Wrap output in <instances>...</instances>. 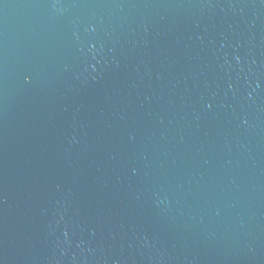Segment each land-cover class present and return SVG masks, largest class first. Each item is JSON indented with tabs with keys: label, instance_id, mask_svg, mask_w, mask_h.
I'll list each match as a JSON object with an SVG mask.
<instances>
[{
	"label": "water",
	"instance_id": "1",
	"mask_svg": "<svg viewBox=\"0 0 264 264\" xmlns=\"http://www.w3.org/2000/svg\"><path fill=\"white\" fill-rule=\"evenodd\" d=\"M0 264H264V0H0Z\"/></svg>",
	"mask_w": 264,
	"mask_h": 264
}]
</instances>
